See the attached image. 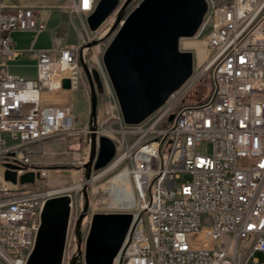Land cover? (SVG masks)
<instances>
[{
    "label": "built area",
    "instance_id": "1",
    "mask_svg": "<svg viewBox=\"0 0 264 264\" xmlns=\"http://www.w3.org/2000/svg\"><path fill=\"white\" fill-rule=\"evenodd\" d=\"M99 2L73 0L68 11L87 18ZM206 2L200 32L209 52V96L184 104L195 85L190 77L140 124L124 122L117 97L105 129L97 118V138H110L117 149L101 172L125 171L134 199L113 264H264L256 257L264 255V0ZM45 29L36 9L0 0V264H28L44 207L59 195L40 186L49 170L35 163L36 147L58 135L90 146V124L61 130L82 75L81 45L55 40L37 52L35 77L9 72L19 57L12 34ZM203 144L210 153L199 151ZM28 173L34 182L21 183ZM183 175L190 180L178 183ZM77 242L73 231L63 264L78 254Z\"/></svg>",
    "mask_w": 264,
    "mask_h": 264
},
{
    "label": "water",
    "instance_id": "2",
    "mask_svg": "<svg viewBox=\"0 0 264 264\" xmlns=\"http://www.w3.org/2000/svg\"><path fill=\"white\" fill-rule=\"evenodd\" d=\"M132 0L119 10L111 32L115 38L104 55V63L126 124H140L162 107L193 73V54L180 50L182 38L194 37L200 30L208 10L206 0H143L126 16ZM121 0H100L87 17L92 31H97L120 7ZM91 90L90 155L84 167L86 179L92 171L108 166L116 155V144L106 136L97 138L98 99L95 83L101 89L98 74L80 59ZM64 88L71 89L65 79ZM6 178L16 182L15 173ZM34 174L21 177V183L34 182ZM85 207L75 228L78 256H81L82 223L89 200L84 191ZM71 199L59 196L50 199L42 213V225L28 264H63L71 213ZM132 217L128 214H97L87 238L86 264H113L121 249ZM74 257L70 264H76Z\"/></svg>",
    "mask_w": 264,
    "mask_h": 264
},
{
    "label": "rangeland",
    "instance_id": "3",
    "mask_svg": "<svg viewBox=\"0 0 264 264\" xmlns=\"http://www.w3.org/2000/svg\"><path fill=\"white\" fill-rule=\"evenodd\" d=\"M8 1L11 4L19 5L14 2V0ZM126 1L127 0H121L120 7L113 14V18L107 24H103L97 31H92L89 28L87 18L84 15H72L68 13L70 5L68 2L65 1L60 5L55 4L56 6L53 7L55 10L64 12L67 18L75 21V25L71 22L68 25L63 24L61 26L62 33L60 34L63 35V31L69 27L74 30L76 40L72 43V45H81L79 63L81 57H83L89 69L91 71H96L98 74L101 89H98L95 83L98 99L97 118L99 125H102V128L104 129L108 125V122H106L108 118L114 115L112 105H114V97H116L110 77L106 70L104 55L117 34V31L111 32V29L116 21L119 10ZM142 1L143 0H132L127 7L126 16L134 11ZM213 1L216 4H221L227 0ZM59 24V17L55 13L54 16H52L47 22L48 30L51 32L54 31ZM204 38V32H200L199 30L194 37L182 38L180 40V50L191 52L193 54V73L191 78L195 81V85L184 98V104L194 103L206 99L212 89L210 72L206 71L209 52L207 51ZM54 43L55 41H53V44ZM16 72L31 74L34 72V66L32 62L26 61L23 64L12 68V73ZM72 93L74 97L73 101L71 97V100L68 103L71 105V116L68 120L62 122L63 124L61 125V130L63 131L65 129H69L68 125L72 126V123L80 129H86L90 124L91 90L83 68L77 88L71 92V95ZM173 119L174 114L170 116L169 122L171 123ZM198 149L203 154L211 152V147L206 144L201 145ZM89 155L90 146L88 141L69 138L67 135H58L49 139L46 141L44 146L41 145L39 148H36L34 154L35 163L49 170L47 178L40 183V186L50 190H58L62 188L76 187L81 183H86L89 205L87 214L82 223L84 248L95 215L119 214L126 212V208L118 209L111 206L113 200L110 193V180L118 174V171L107 172L94 181H91L92 178L97 177L100 173H102L101 170H93L90 180H87V171L84 165L88 161ZM189 180V176L183 175L177 182L185 183ZM83 191L84 187H81L67 193L71 196L73 201L67 231V236L69 235V237L73 231L75 232L77 220L85 207V197ZM60 195L61 194L57 196L55 195L53 198L59 197ZM256 257L260 259L261 263H264L263 254L258 253ZM68 258L69 256L67 255L65 258V264H67ZM82 264H86L84 258L82 259Z\"/></svg>",
    "mask_w": 264,
    "mask_h": 264
},
{
    "label": "crops",
    "instance_id": "4",
    "mask_svg": "<svg viewBox=\"0 0 264 264\" xmlns=\"http://www.w3.org/2000/svg\"><path fill=\"white\" fill-rule=\"evenodd\" d=\"M65 1L71 5L73 0H14V2L21 6L36 9L40 14L41 19L45 22L46 29L37 36L29 32H15L12 34L15 47L19 51V57L17 58V60L9 63V72L12 75L22 77H35L37 73V52L39 50L52 48L54 46L53 41L55 40L58 41L61 47L70 46L76 40L75 32L70 27L63 31V35L60 34L62 33L61 26L63 24L68 25L71 22L73 25H75V21L73 19L67 18L64 12L55 10V8H53L56 6L55 4L60 5ZM55 13L59 17L60 24L54 31L51 32L48 30L47 22L52 16H54ZM26 61L32 62L34 66L33 73H12V68L17 65H21ZM71 97L73 101V93ZM45 143L46 142L41 145L44 146ZM41 145L37 146L36 148H39Z\"/></svg>",
    "mask_w": 264,
    "mask_h": 264
},
{
    "label": "bare ground",
    "instance_id": "5",
    "mask_svg": "<svg viewBox=\"0 0 264 264\" xmlns=\"http://www.w3.org/2000/svg\"><path fill=\"white\" fill-rule=\"evenodd\" d=\"M112 18H113V14L105 21L104 24H107ZM105 173H106L105 171L100 173L97 177L92 178L91 181H94L95 179L101 177ZM85 184L86 183H81L76 187H68V188L54 190L52 193L61 194L60 196H68L71 199V196H69L67 193L75 190L76 188L84 187ZM110 184H111L110 193H111V198L113 200L111 206L112 207L114 206L115 208L118 209L131 207L134 203V199L132 194V186L129 183V179L126 172L121 171L120 173L116 174L110 180ZM119 214H125V213H119ZM86 244H87V240H86Z\"/></svg>",
    "mask_w": 264,
    "mask_h": 264
},
{
    "label": "flooded vegetation",
    "instance_id": "6",
    "mask_svg": "<svg viewBox=\"0 0 264 264\" xmlns=\"http://www.w3.org/2000/svg\"><path fill=\"white\" fill-rule=\"evenodd\" d=\"M74 257H77V262H76V264H82V259H83V255L81 254V256L79 255H76V256H74ZM73 257V258H74Z\"/></svg>",
    "mask_w": 264,
    "mask_h": 264
}]
</instances>
